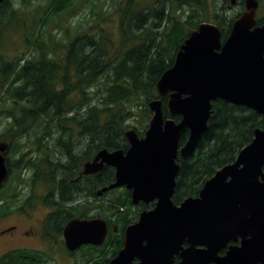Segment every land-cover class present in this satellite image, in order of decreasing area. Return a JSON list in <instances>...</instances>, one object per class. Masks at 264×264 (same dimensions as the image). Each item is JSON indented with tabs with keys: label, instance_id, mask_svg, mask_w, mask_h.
Wrapping results in <instances>:
<instances>
[{
	"label": "trees",
	"instance_id": "trees-1",
	"mask_svg": "<svg viewBox=\"0 0 264 264\" xmlns=\"http://www.w3.org/2000/svg\"><path fill=\"white\" fill-rule=\"evenodd\" d=\"M31 1L0 3V46L7 45L5 37L20 31L25 47L34 51L14 59L0 55V117L7 120L0 141L9 145L0 216L29 197L22 191L25 187L40 185L45 189L42 202L54 206L48 221L61 213L62 222L75 216L101 217L117 225V234H109L99 246H86L80 259L83 264H107L122 247L125 227L152 203L132 204L124 187L97 195L98 189L114 181V168L104 166L95 174L80 175L83 164L101 148L126 150L124 132L129 127L143 135L151 117L150 100L159 98L163 117H171L167 94L159 96L155 84L172 66L180 44L202 21L216 23L224 40L240 12H226L215 0H109L74 34H68L66 27L68 38L60 43L52 33L46 42L40 30L57 20L62 27L61 18L74 8L75 0H49L29 29L23 7ZM223 3L244 8L243 0L235 6L230 0ZM97 7L98 2L93 3L91 12ZM37 20L41 23L34 31ZM110 21L115 22L114 30L105 27ZM211 104L207 130L195 151L186 159H176L180 163L172 197L176 204L197 196L204 182L233 162L254 130L264 126V116L250 108L221 99ZM172 118L180 120L179 115ZM187 137L186 130L180 145ZM17 255L14 251L0 257V264H43Z\"/></svg>",
	"mask_w": 264,
	"mask_h": 264
},
{
	"label": "water",
	"instance_id": "water-1",
	"mask_svg": "<svg viewBox=\"0 0 264 264\" xmlns=\"http://www.w3.org/2000/svg\"><path fill=\"white\" fill-rule=\"evenodd\" d=\"M236 2L230 0V5ZM257 6L258 0H244L224 40L212 21L192 29L155 84L159 96L167 94L171 117H163L159 98L150 100L143 135L129 127L126 150L101 148L83 164L80 175L114 168V181L97 195L124 187L132 204L152 203L125 227L122 247L107 264H264V126L254 130L233 162L204 182L197 196L179 204L172 199L180 169L176 159L195 151L207 130L212 101L264 116V24L255 25ZM186 130L188 137L180 145ZM8 146L0 141V187L9 173ZM107 232L101 217L74 218L63 236L66 247L75 250L101 245Z\"/></svg>",
	"mask_w": 264,
	"mask_h": 264
},
{
	"label": "rangeland",
	"instance_id": "rangeland-1",
	"mask_svg": "<svg viewBox=\"0 0 264 264\" xmlns=\"http://www.w3.org/2000/svg\"><path fill=\"white\" fill-rule=\"evenodd\" d=\"M109 0H75V6L72 10L68 11L62 18V27L60 23L57 21H51L50 23L46 24L45 27L40 30L43 36V39L48 42L49 40V33H52V35H55V39L59 41L60 43H63L64 41L67 40L68 34H74V31L78 25L85 26V19L91 21V19H94L95 12L98 10L100 5L103 4L104 8L107 5V2ZM49 0H32L31 3H29L27 6H24L23 9L24 11L28 14L29 19L27 20L30 28L33 29L32 24L30 22H33V17L35 19H38L40 16L43 15V10L47 6V3ZM98 2V7L95 8L93 11L92 6L93 3ZM244 4V0H243ZM215 5L219 8L221 6H224V10L226 12H230L232 14H236L238 12L243 11L241 6H235V7H227L225 3H223V0H215ZM229 5V4H228ZM216 7V8H217ZM264 12V0H259V9L257 11L258 14H261V12ZM207 16L209 20H212V15L211 13L207 12ZM56 17H53V20H55ZM41 23V20L36 21V27H34V31H37L38 24ZM79 23V24H78ZM65 25V26H64ZM68 27L69 32L68 34L65 33V28ZM107 29L114 30L115 29V22L110 21L108 24L105 25ZM11 32H8L7 34H10ZM35 33V32H34ZM6 34V35H7ZM6 44L4 46H0V55H3L4 57L6 56L9 59H14L15 56L18 54L25 52L29 53L31 55L34 53V51L30 47H25L23 44V34L22 32H16L15 34H12V36H7L5 37ZM58 51H61V48H58ZM133 120H129L128 123H133ZM7 124V120L4 117H0V131L3 129V127ZM15 175V173L13 174ZM40 185H37L34 189L32 188V194L29 192V198H31L30 201H27L26 203H32L31 209V214L34 215L35 219H39L42 216L44 208V204L41 200V197L43 196L44 189ZM44 190V191H43ZM28 191V190H27ZM39 197V198H38ZM35 200V201H34ZM28 206V205H27ZM29 213V211H28ZM22 214V213H21ZM20 215V213H19ZM25 215V214H24ZM21 218V217H20ZM18 217V214L12 213L10 215L0 217V228H3L4 225L7 224H17L19 227L20 225L23 224V220L20 221ZM21 228V227H20ZM57 242L53 243L55 244L56 247H59ZM34 247L40 248L38 244L34 243ZM41 247L45 249L48 253L53 255V251L49 249V246L46 244H41ZM1 248V246H0ZM57 261L59 264H70V259L67 257V254L64 253V251L57 250Z\"/></svg>",
	"mask_w": 264,
	"mask_h": 264
},
{
	"label": "flooded vegetation",
	"instance_id": "flooded-vegetation-1",
	"mask_svg": "<svg viewBox=\"0 0 264 264\" xmlns=\"http://www.w3.org/2000/svg\"><path fill=\"white\" fill-rule=\"evenodd\" d=\"M258 9L259 0L255 15V25H263L264 12L262 11L261 14H258ZM22 191L24 192V194H28L29 192L32 194V189H28L26 187ZM30 200L31 198L29 197H26L23 202H21L20 200L19 204H15L13 206L11 212L0 216L4 217L15 213L18 214L19 218L21 217L20 221L23 220V224L20 225L21 228L17 224H7L4 225L3 228H0V257H5L7 254L15 251L18 254L17 256L19 257H25L33 260L38 259L39 261L43 262V264H59L57 261V250L62 249L70 259V264H83L80 261L82 253L85 247L90 244L82 245L75 250H69L65 245L63 236V230L66 224L74 218L81 217L75 216L71 219H68L67 221L62 222L63 220H60L58 218H60L63 214L59 213L57 214V220L48 221V215L52 211V208H54V206L46 205L43 203L45 210H43L42 216L39 219H35L34 215L31 214V210H29L33 206L32 203H26ZM61 223L63 224L61 225ZM118 231L119 229L117 228V225L108 224V232L106 238L109 236V234H117ZM55 242H57L56 244H58L59 247H56L55 244L53 245V243ZM34 243L38 244L40 248L34 247ZM41 244L48 245L49 249L53 251V255L43 249L41 247ZM10 261L11 258L8 259V262ZM4 262L5 261H3L1 264H4ZM91 263L92 262H90L89 264Z\"/></svg>",
	"mask_w": 264,
	"mask_h": 264
},
{
	"label": "bare ground",
	"instance_id": "bare-ground-1",
	"mask_svg": "<svg viewBox=\"0 0 264 264\" xmlns=\"http://www.w3.org/2000/svg\"><path fill=\"white\" fill-rule=\"evenodd\" d=\"M237 3V2H236Z\"/></svg>",
	"mask_w": 264,
	"mask_h": 264
}]
</instances>
